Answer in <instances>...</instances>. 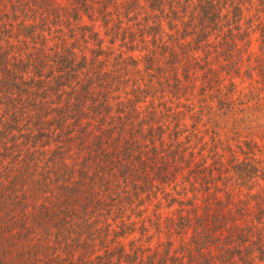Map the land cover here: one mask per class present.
I'll list each match as a JSON object with an SVG mask.
<instances>
[{
    "label": "trees",
    "instance_id": "1",
    "mask_svg": "<svg viewBox=\"0 0 264 264\" xmlns=\"http://www.w3.org/2000/svg\"><path fill=\"white\" fill-rule=\"evenodd\" d=\"M0 264H264V0H0Z\"/></svg>",
    "mask_w": 264,
    "mask_h": 264
}]
</instances>
